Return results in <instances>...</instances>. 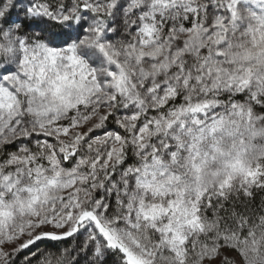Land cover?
Wrapping results in <instances>:
<instances>
[{"label": "snow or ice", "instance_id": "1", "mask_svg": "<svg viewBox=\"0 0 264 264\" xmlns=\"http://www.w3.org/2000/svg\"><path fill=\"white\" fill-rule=\"evenodd\" d=\"M0 264H264V0H0Z\"/></svg>", "mask_w": 264, "mask_h": 264}]
</instances>
